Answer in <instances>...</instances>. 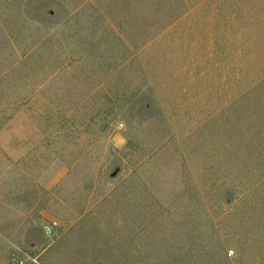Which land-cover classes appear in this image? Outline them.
<instances>
[{
	"label": "rangeland",
	"instance_id": "rangeland-1",
	"mask_svg": "<svg viewBox=\"0 0 264 264\" xmlns=\"http://www.w3.org/2000/svg\"><path fill=\"white\" fill-rule=\"evenodd\" d=\"M0 264H264V0H0Z\"/></svg>",
	"mask_w": 264,
	"mask_h": 264
}]
</instances>
